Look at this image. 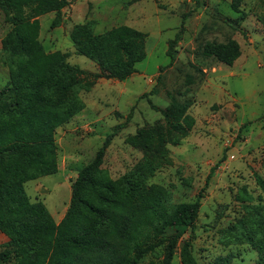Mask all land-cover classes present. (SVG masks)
Listing matches in <instances>:
<instances>
[{"label": "rangeland", "instance_id": "1", "mask_svg": "<svg viewBox=\"0 0 264 264\" xmlns=\"http://www.w3.org/2000/svg\"><path fill=\"white\" fill-rule=\"evenodd\" d=\"M65 0L60 26L52 27L56 13L38 18L39 42L46 52L68 54L67 61L90 73L98 65L77 53L74 42L86 36L77 25L94 21V35L127 26L147 35L146 58L136 73L124 81L98 80L79 96L85 108L56 130L58 172L24 184L31 203L45 205L59 223L69 208L72 186L79 171L95 157L113 128L131 118L112 140L101 169L112 180L131 172L144 153L131 146L130 136L146 126L163 123L162 111L170 95L195 125L179 145H168L169 165L159 168L147 185L164 188L172 204L201 207L195 227H171L165 236L180 234L171 264H182L186 240L197 264H216L233 254L230 264H260V251L238 235H252L250 214L264 206V0ZM12 26L0 9V90L9 78L1 41ZM175 58L167 54L176 39ZM238 42L241 55L232 66L203 53L208 43ZM146 95L143 97V95ZM7 95L1 108L9 107ZM153 106L155 108H153ZM244 191L248 196H244ZM250 197V198H248ZM248 207H254L251 212ZM263 215V214H262ZM9 238L0 232V251ZM1 264H17L14 254ZM141 264H164V246L156 248Z\"/></svg>", "mask_w": 264, "mask_h": 264}, {"label": "trees", "instance_id": "2", "mask_svg": "<svg viewBox=\"0 0 264 264\" xmlns=\"http://www.w3.org/2000/svg\"><path fill=\"white\" fill-rule=\"evenodd\" d=\"M204 6L203 0H194ZM241 0H232L238 11ZM65 0H0L4 20L11 30L1 41L9 66V82L0 90V232L9 238L0 251V264L14 254L17 264H141L164 246V264H171L180 234L165 236L171 227L194 228L201 202L172 204L162 187L147 180L170 164L168 145L177 146L195 125L188 106L170 95L163 123L146 125L127 142L143 151L142 161L118 180L103 174L101 166L113 138L131 118L113 128L94 159L83 167L72 186L69 208L57 223L42 203H31L24 184L58 172L56 130L85 108L81 91H90L99 79L127 80L136 64L146 58L147 35L127 26L94 35V21L77 25L78 54L95 62L100 73H90L67 61L68 54L46 52L39 42L38 18L56 13L52 27L60 26ZM167 54L175 58V43ZM203 53L232 66L241 55L235 40L208 43ZM10 95L12 104L1 108ZM146 95L144 94L143 97ZM153 108H155L153 106ZM264 190V181L257 177ZM244 196H248L244 191ZM250 198V197H248ZM254 207H248L249 212ZM263 214V215H262ZM252 235H238L260 251L264 264V206L250 214ZM189 240L181 250L182 264H197ZM233 254L216 264H230Z\"/></svg>", "mask_w": 264, "mask_h": 264}]
</instances>
